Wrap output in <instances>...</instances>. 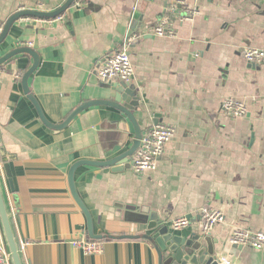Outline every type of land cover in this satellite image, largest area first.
<instances>
[{"label": "crops", "instance_id": "obj_1", "mask_svg": "<svg viewBox=\"0 0 264 264\" xmlns=\"http://www.w3.org/2000/svg\"><path fill=\"white\" fill-rule=\"evenodd\" d=\"M66 1L0 0V24L23 10L56 11ZM169 1L84 0L54 26L20 19L0 45V59L28 43L40 56L29 92L22 79L31 56L0 66V140L14 157L10 178L0 162V179L22 264H159L146 224L130 212L155 213L171 232L190 238L202 234L205 206L225 215L209 233L218 258L264 264V250L230 243L238 229L264 232V63L250 66L243 56L247 48L264 50V0H187L194 19L176 21V36L158 37L154 27ZM122 49L135 72L140 101L133 113L141 128L165 123L176 133L156 172L136 175L131 163L124 171L77 169L76 189L94 233L103 237L95 240L72 196L70 169L127 151L134 127L118 110L95 106L65 129H51L28 95L51 123L61 124L81 104L110 98L108 86L119 81H98L93 69ZM228 98L243 102L247 114H225L221 104ZM181 217L191 225L173 230ZM0 234L6 242L1 222ZM81 240L101 242L103 251L86 253L73 244Z\"/></svg>", "mask_w": 264, "mask_h": 264}, {"label": "water", "instance_id": "obj_2", "mask_svg": "<svg viewBox=\"0 0 264 264\" xmlns=\"http://www.w3.org/2000/svg\"><path fill=\"white\" fill-rule=\"evenodd\" d=\"M75 1L76 0H67L62 5V7L53 12L23 10L15 13L4 25L3 31L0 35V45L7 39L13 25L20 19L25 17H35L40 19L54 18L66 13V11L75 4ZM136 18L138 19V16H136ZM20 54H27L33 58V64L31 68L24 74L22 79L23 88L29 92L28 79L38 69L40 64V56L35 50L31 49L30 47H21L15 49L0 59V66ZM107 89V91L111 94L109 99L88 101L81 104L61 124L51 123L44 115L42 108L35 99L34 95H28L30 101L35 106L41 121L51 129H65L79 114H81L86 109L95 106H106L118 110L129 119L134 127L135 135L132 146L127 151L106 162L79 161L75 163L70 169L68 181L72 196L86 216L88 235L95 240H102L103 237L94 233V222L92 215L87 209L86 205L83 203L76 189L75 173L81 166L99 168L112 167L116 171H124L125 169H129L130 163L132 162V157L140 147L144 132L133 113L138 108L140 101L136 86L130 82L119 81L116 82V84L109 85ZM12 159H14V157L7 155L0 140V162L3 164L5 173L9 178L11 177L9 161ZM1 186L0 179V222L4 231L12 264H22L19 247L12 231ZM130 214L134 216V220L137 223L146 224L149 234L146 235L145 238L155 246L159 256V264H221L218 256L215 253L213 244L215 242L210 240V234H196L190 238H186L171 232L170 227L164 224V222L160 221L155 213L148 214L146 212L139 211L138 213L130 212Z\"/></svg>", "mask_w": 264, "mask_h": 264}, {"label": "built area", "instance_id": "obj_3", "mask_svg": "<svg viewBox=\"0 0 264 264\" xmlns=\"http://www.w3.org/2000/svg\"><path fill=\"white\" fill-rule=\"evenodd\" d=\"M84 0H76L75 3H83ZM41 9V8H40ZM43 11V9L41 10ZM196 16V12L187 0H171L167 3L165 13L154 27V34L158 37H174L176 30L174 23L190 22ZM23 19V18H22ZM29 23L37 22L47 26L63 23V15L54 18H32L24 19ZM4 25L0 24V35ZM129 44V43H128ZM31 43L24 46L31 47ZM244 59L250 66L264 63V50L247 48L243 52ZM93 73L98 81L109 83L112 81H124L132 83L135 72L130 55L126 49L116 50L106 55L94 66ZM222 111L233 117L240 118L247 114V106L236 99H224L221 104ZM176 130L173 126L158 123L143 132L141 144L131 162V168L136 175L146 172H156L158 161L164 155L166 144L174 137ZM201 231L203 235L209 234L216 225L224 222L225 215L222 211L205 206L200 211ZM191 225V219L181 217L172 221V229L179 231ZM234 247H247L255 250H264V232H252L248 230H235L230 238ZM75 246L83 247L86 253H101L103 244L101 242H86L84 240L74 241ZM221 264H233L226 256L219 258ZM0 264H11V256L6 242L0 234Z\"/></svg>", "mask_w": 264, "mask_h": 264}]
</instances>
